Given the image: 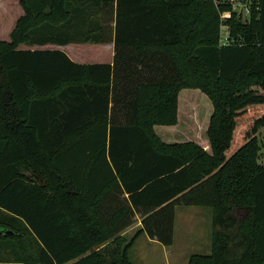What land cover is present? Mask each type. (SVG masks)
<instances>
[{"label": "trees", "instance_id": "1", "mask_svg": "<svg viewBox=\"0 0 264 264\" xmlns=\"http://www.w3.org/2000/svg\"><path fill=\"white\" fill-rule=\"evenodd\" d=\"M244 1L247 18L213 0H20L0 39V264H134L141 235L173 243L178 204L213 209L212 250L189 264H264V0ZM110 41L112 63L34 48ZM194 95L204 144L173 133Z\"/></svg>", "mask_w": 264, "mask_h": 264}, {"label": "rangeland", "instance_id": "2", "mask_svg": "<svg viewBox=\"0 0 264 264\" xmlns=\"http://www.w3.org/2000/svg\"><path fill=\"white\" fill-rule=\"evenodd\" d=\"M24 12L20 0L0 1V39H10L17 18ZM21 46H26L21 44ZM85 52L92 58L108 59L107 52L99 45H82ZM27 47V46H26ZM43 47L35 45L34 48ZM101 55V57H99ZM202 95H194L195 102L189 107H182L180 127L173 130L176 141L194 140L203 143L207 138L206 127L210 113L209 103ZM186 95L183 96L185 103ZM162 127V126H161ZM164 126L163 128H165ZM174 129V128H173ZM182 135V136H180ZM260 159L264 162V126L259 129ZM205 138V139H204ZM207 140V139H206ZM262 140V142H261ZM213 209L209 206L176 205L174 241L171 245L151 242L145 234L141 235L130 251L134 264H189L194 253L208 254L212 250L211 236L213 232ZM139 227L137 223L127 234L133 235Z\"/></svg>", "mask_w": 264, "mask_h": 264}, {"label": "crops", "instance_id": "3", "mask_svg": "<svg viewBox=\"0 0 264 264\" xmlns=\"http://www.w3.org/2000/svg\"><path fill=\"white\" fill-rule=\"evenodd\" d=\"M8 40H9V38H8ZM84 44L99 45L103 49V53L107 52V54H109L108 55V59L105 60V59H101V58H92V57H97V56H90L89 53L88 54H84L85 51L83 49H81L83 47L82 45H84ZM43 48H56V49L64 50L70 56V58L72 60H74L75 62H78V63H85V64H90V63H112L113 59H114V56H115V46H114V42H112V41H110V42H102V43H95V42H70V43H67V44H46V45H43ZM99 57H101V55H99ZM172 136H174V135L167 134V137L172 138ZM170 138H168V139H170ZM261 142H262V140H261ZM204 143H206V139L203 140V144ZM136 223H137V226L139 227L140 223H141V219L138 218ZM134 225L128 227L125 230V232L128 233L132 228H134ZM148 238H149V240L151 242H156L158 244H162L157 239H153V238H150V237H148ZM162 246H165V245H162ZM211 246H212V244H211ZM1 253L3 254V252L0 251V254Z\"/></svg>", "mask_w": 264, "mask_h": 264}, {"label": "built area", "instance_id": "4", "mask_svg": "<svg viewBox=\"0 0 264 264\" xmlns=\"http://www.w3.org/2000/svg\"><path fill=\"white\" fill-rule=\"evenodd\" d=\"M213 1L216 4H218L219 2L229 3L232 6V8L237 12L238 15H242L245 18H247L249 14L251 13L250 4L248 1H244V0H213ZM226 31H227V28L223 26L222 38L226 36L227 34Z\"/></svg>", "mask_w": 264, "mask_h": 264}, {"label": "water", "instance_id": "5", "mask_svg": "<svg viewBox=\"0 0 264 264\" xmlns=\"http://www.w3.org/2000/svg\"><path fill=\"white\" fill-rule=\"evenodd\" d=\"M11 233V231H9Z\"/></svg>", "mask_w": 264, "mask_h": 264}]
</instances>
